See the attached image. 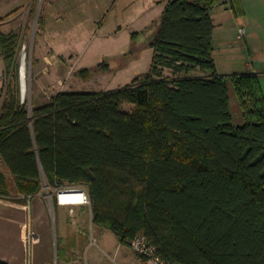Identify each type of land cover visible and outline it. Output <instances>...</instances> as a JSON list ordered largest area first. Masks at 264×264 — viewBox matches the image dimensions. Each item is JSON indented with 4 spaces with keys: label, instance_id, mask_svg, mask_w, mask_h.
Segmentation results:
<instances>
[{
    "label": "trees",
    "instance_id": "1",
    "mask_svg": "<svg viewBox=\"0 0 264 264\" xmlns=\"http://www.w3.org/2000/svg\"><path fill=\"white\" fill-rule=\"evenodd\" d=\"M215 5L169 0L149 70L123 87L59 90L31 109L9 91L0 195L9 193L3 165L25 195L43 178L57 189L86 187L95 224L121 243L144 235L171 264H264V96L256 74L217 73ZM0 48L11 65L16 34L0 29Z\"/></svg>",
    "mask_w": 264,
    "mask_h": 264
},
{
    "label": "rangeland",
    "instance_id": "2",
    "mask_svg": "<svg viewBox=\"0 0 264 264\" xmlns=\"http://www.w3.org/2000/svg\"><path fill=\"white\" fill-rule=\"evenodd\" d=\"M45 0H0V29L2 32L8 34H16V48L14 51L13 62L11 65L8 63L4 51L0 48V106L8 96L9 91L16 92V96L21 103H25L28 109L32 106L42 104L48 101V99L56 92L62 89L72 90H92V91H108L118 89L124 85L132 82L135 78L142 77L150 68L152 49L148 47L144 49L135 64H131L121 72L116 70L104 72V73H92L86 78L82 79L77 74V68L71 65H55L58 56L55 57L56 51L65 50L72 39L73 46L76 50L70 52V56H62V60L74 58V61L83 55L82 49L84 47L85 55L82 61L90 63L97 57L108 55L110 58L107 60L109 64L116 69L121 64V57L116 55L118 52L123 51L133 52L134 48L128 46V34L126 32H120L117 36L104 39H94V34L87 35L89 29L92 28L89 20L79 14L76 17L73 16L72 20L81 21L77 23L79 32L68 33L60 31L55 34L53 31L54 21L48 25V28H52L51 31L46 34L43 33V24L45 23V11H43V5ZM120 2H126L127 0H118ZM169 0H135L134 10L129 11L132 15L135 24L133 27L143 25L141 30L145 29L143 34L137 38V46L145 44L150 34L157 28L160 29L162 21V13L164 6ZM234 0H216V5L211 9L210 14L214 20L213 31V51L212 55L215 61V68L217 73L221 75H233L236 73H253L258 76L259 85L264 96V48L262 46L253 48H244L245 44L242 36L239 38L238 27L240 25L234 20L232 13V5L234 6ZM119 5H116L117 8ZM129 9V5H126V11ZM116 10V9H114ZM113 12H108L107 18L111 20ZM105 11L100 13L102 15L99 18H104ZM129 16V18H130ZM95 17V19H99ZM150 19H152L150 21ZM102 21V19H100ZM100 21V22H101ZM150 21L145 24V22ZM74 23V22H73ZM237 23V24H236ZM64 28V25L62 26ZM61 28V29H62ZM110 28V27H108ZM157 30V31H158ZM77 36V40L76 37ZM89 36L88 42L84 44V41ZM142 42V43H141ZM89 43H92L89 48ZM53 47V48H52ZM82 54V55H81ZM88 65V64H87ZM80 66V65H79ZM195 74H204L199 70L194 71ZM164 76H170L169 70H164ZM131 104L125 103L123 108L130 110ZM229 109L232 114V121L234 124H240L243 122L241 109L238 105V101L233 93V90L229 89ZM4 168V167H3ZM6 171V168H4ZM6 178L9 182V193L13 194L17 190L12 177L9 173H6ZM71 187V185H64L60 189ZM72 187L82 188L87 192L84 186ZM42 190L49 192L50 200L52 201L53 193L56 194L57 190L52 189L47 184V181L43 178ZM90 204V203H85ZM94 235L97 234V227H94ZM109 236L105 237L103 241L98 240V245L102 246L106 251V254L99 251L97 246L93 247V253L97 254L96 264H116L112 260L113 251L117 243L116 235L108 230ZM126 246V245H124ZM130 247V246H129ZM108 251V252H107ZM99 258V259H97ZM140 261L138 264H146Z\"/></svg>",
    "mask_w": 264,
    "mask_h": 264
},
{
    "label": "crops",
    "instance_id": "3",
    "mask_svg": "<svg viewBox=\"0 0 264 264\" xmlns=\"http://www.w3.org/2000/svg\"><path fill=\"white\" fill-rule=\"evenodd\" d=\"M134 2L135 0H127L126 2L118 0H45L43 5V11H45L43 33L46 34L52 30V28H48V25L54 21L53 31L55 34L60 31L75 34L79 32L77 23H81V21H73L72 18L83 14L87 20L90 19L92 28L89 29L87 35L93 33V41L96 39L106 40L117 36L120 32H126L129 39L128 49L134 48L132 53L128 52L131 54L130 56H127L128 50L116 54L118 58L122 56L121 64L118 65L117 69L107 62L110 58L108 55L97 57L90 63L82 61L85 55L84 47L80 59L75 61L74 58L62 60V56H70V52L73 49L76 50V47L71 45L72 37L65 50L54 51V56H58V61L54 59V64L62 66L68 64L78 67L76 69L77 74L84 79L92 73L112 72V70L121 72L125 69L124 65L127 68L131 64H135L140 53L148 47L152 49L153 55V48L150 43L157 33L158 26L150 34L145 44L137 46L136 39L140 37L141 33L143 34L145 29L141 30L143 25L133 27L135 20H133V13L130 16L129 11L132 9V4L134 10L136 9ZM234 2L232 13L234 20L240 25L238 27L239 38L241 37V29L244 30L242 38L245 44L242 49L258 47L259 45L264 48V0H234ZM116 5L119 6L115 8ZM126 5H129L127 11ZM102 11L103 13L106 12L104 18H99L102 16L100 15ZM110 11H115L111 20L107 18ZM95 17L99 19L97 20ZM150 21L145 22V24ZM63 25L64 28H62ZM74 38L77 40V36ZM88 40L89 36L84 44ZM91 44L89 43L88 48ZM103 63L107 64L106 69L97 67ZM81 68H88L90 72L85 75L80 74ZM4 172L9 173L7 170ZM52 189L53 191L57 190L56 187H52ZM53 194L52 201L49 198V192L42 189L33 195H25L19 191L13 194L0 195V261L8 264H96L97 254L93 253V247L97 246L99 251L106 254V249L104 250L101 245H98L97 239L102 242L105 237L109 236L108 230L110 229L93 222L91 204L59 202L56 194ZM95 226L97 227L96 235H94ZM29 232L32 237L27 243ZM93 237L96 239L94 244L91 243ZM110 250L113 251L112 260L116 264H138L140 261L142 262V258L134 253L126 243H121L118 237L114 249Z\"/></svg>",
    "mask_w": 264,
    "mask_h": 264
},
{
    "label": "built area",
    "instance_id": "4",
    "mask_svg": "<svg viewBox=\"0 0 264 264\" xmlns=\"http://www.w3.org/2000/svg\"><path fill=\"white\" fill-rule=\"evenodd\" d=\"M244 30L241 29V35H243ZM64 192H70L71 196L79 195L78 199H71L66 201L67 203H78V204H85L90 203L87 192L82 188L77 187H67L64 189H57V200L59 202H63L60 200V195ZM32 234L29 232L27 235V243L30 242ZM96 239L93 237L91 239V243H95ZM125 243L130 246L134 253L140 256L146 264H171L170 262L163 259L158 251L157 247L150 243L144 235H136L131 238H126Z\"/></svg>",
    "mask_w": 264,
    "mask_h": 264
},
{
    "label": "bare ground",
    "instance_id": "5",
    "mask_svg": "<svg viewBox=\"0 0 264 264\" xmlns=\"http://www.w3.org/2000/svg\"><path fill=\"white\" fill-rule=\"evenodd\" d=\"M70 192H64L60 195V200L63 201V202H66V201H69L71 199H78L79 198V195H76V196H71L69 194Z\"/></svg>",
    "mask_w": 264,
    "mask_h": 264
}]
</instances>
